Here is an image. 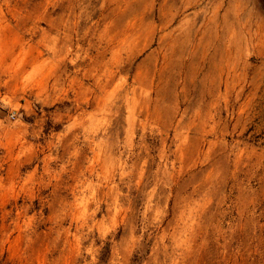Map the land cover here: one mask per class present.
Masks as SVG:
<instances>
[{
    "label": "rangeland",
    "instance_id": "374dc122",
    "mask_svg": "<svg viewBox=\"0 0 264 264\" xmlns=\"http://www.w3.org/2000/svg\"><path fill=\"white\" fill-rule=\"evenodd\" d=\"M0 264H264V0H0Z\"/></svg>",
    "mask_w": 264,
    "mask_h": 264
}]
</instances>
